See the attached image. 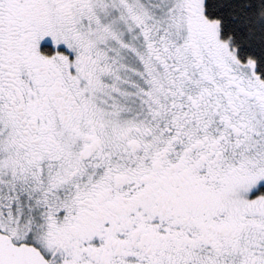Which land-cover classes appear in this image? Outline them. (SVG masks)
<instances>
[{"label":"snow or ice","instance_id":"1","mask_svg":"<svg viewBox=\"0 0 264 264\" xmlns=\"http://www.w3.org/2000/svg\"><path fill=\"white\" fill-rule=\"evenodd\" d=\"M0 264H264V0H0Z\"/></svg>","mask_w":264,"mask_h":264}]
</instances>
